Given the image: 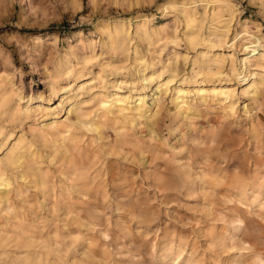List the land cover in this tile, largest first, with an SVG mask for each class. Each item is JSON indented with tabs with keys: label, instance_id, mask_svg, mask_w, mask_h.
<instances>
[{
	"label": "rangeland",
	"instance_id": "obj_1",
	"mask_svg": "<svg viewBox=\"0 0 264 264\" xmlns=\"http://www.w3.org/2000/svg\"><path fill=\"white\" fill-rule=\"evenodd\" d=\"M231 1L232 21L214 17L211 0H0V87L20 107L58 94L43 105L45 119L19 121L0 91V158L13 143L35 152L1 168L10 185L0 195V264L264 259V96L255 104L242 95L261 71L241 62L264 51V0ZM193 12L190 45L185 23ZM211 34L223 47L219 79L235 95L236 114L212 103L184 120L170 97L184 79L202 80L190 64ZM170 75L177 77L156 107L157 83ZM116 93L144 95L154 121L106 120L98 135L87 128L91 97ZM73 94L90 116L69 133L31 131L52 114L64 119Z\"/></svg>",
	"mask_w": 264,
	"mask_h": 264
},
{
	"label": "bare ground",
	"instance_id": "obj_2",
	"mask_svg": "<svg viewBox=\"0 0 264 264\" xmlns=\"http://www.w3.org/2000/svg\"><path fill=\"white\" fill-rule=\"evenodd\" d=\"M203 1H206V0H203ZM211 1H212V7H213L211 14L214 17H216L217 19H230L232 21L233 8L236 6L231 0H211ZM194 14L195 12L189 13V16L186 15L188 22L185 23V31L187 32V33L185 32V37L190 45H194V42L197 39L196 36L195 37L192 36L193 34H188L192 28L191 24L194 22V19H193ZM135 20H138V22H141V23L142 22L145 23L146 18L145 17L137 18ZM246 21L247 19L243 20L242 24L244 25L245 23H247ZM115 22L121 26H124L126 24H129L131 20L130 19H122V20L120 19ZM227 25L230 26L229 24ZM77 34H81V32H78ZM219 35L222 36L221 34ZM210 36L217 37L218 35L211 34V35H208L207 38L203 39L202 46L197 50L196 57L191 61V64H190L191 72L199 71L202 74L201 75L203 77L202 80L198 82V81H193V80L191 81V79L189 80L184 79L180 83L181 87L173 89V95L172 97H170L171 105L173 106L176 115H178L184 120H187L190 117H193L198 111V108L200 106H203L206 108L212 103L218 104V106L220 105L224 114L228 116H232L236 114V107H237L238 102L234 100L235 95L233 91L228 89V87L222 85L219 79L220 75L222 74L224 65H225L224 63H226L225 62L226 58H224L225 55H224L223 47L220 45L217 47L213 46ZM231 47H232V44H231ZM254 54L255 53L252 51L246 57L242 58L241 62L244 63L245 66H249L252 64L256 68H259L261 72L260 73L255 72L254 74L252 73L253 76L250 75L252 76L251 77L252 80L244 83V88L242 89V95L246 97L249 101L255 104H259L260 99L264 96V51H262L258 57H256ZM232 57L229 56L227 59L230 62V64H232V60H233ZM230 67H231V70L233 71L234 69L232 68V65H230ZM243 68H246V67H243ZM176 77H177L176 75H173V76L170 75L168 76V79H166L162 84H160V80H159V82L157 83V87H156L157 94H156V98L154 102V105L156 107H158L161 103L159 93L163 92L166 94L169 91L170 84H172L175 81ZM215 82L217 83V85L214 84ZM211 83L214 86H211L210 85ZM4 87L5 86L0 87V91L1 92L4 91L1 94V103L8 104L9 102H11V105L9 104L8 106H6L5 110L8 112V114H10L9 116L15 117L19 121L29 119L31 114L40 116V118L45 119L46 115L44 113L45 111L43 110V105L46 102H49L50 98H53L56 95H58L56 93L57 91L56 92L53 91V93L51 92L49 96L46 98L38 97L36 103L32 101H27L24 104V106L20 107L19 105L16 104L15 101L11 99L12 91L11 90L6 91L5 89L6 87L5 88ZM52 89L54 90V86H52ZM80 94H75V95L73 94L74 97L71 103L72 106L67 111L65 110L66 116L64 119H60L59 118L60 115L58 117V114H52V118L51 119L49 118L50 121L48 123L42 124L40 127H33L31 131L35 134L41 135L42 137L49 136L53 133H59V131L61 130H65V132L69 133L70 127L73 123L78 122L80 119L87 117L91 113V112L87 113V111L85 112L84 106L87 107V105H85L86 102L80 98L81 96ZM110 95L106 96L103 94H96L91 97V101L94 107V111H93L94 115L93 117L87 119L86 123H87V128H89L91 131H93L97 135L99 133L98 131L100 130V128L103 127V122L106 120L112 121L115 124H118L121 122H130L132 125H135L136 123L144 119L149 120L150 122H153L157 116L156 110L153 113L150 112V109L148 108L146 104L147 102L146 97L144 95L136 96L137 99H133V97H130V95L129 96L117 95V93L111 96ZM20 101L21 99L19 98L18 102ZM64 101L62 103H64ZM31 148L32 146L30 144L13 143L8 149H6L3 157L0 158V195H4L5 197V195H7L6 194L7 188L10 185V182L5 177V173L3 170H1V168L10 166V165L15 166V167L21 166L22 164H24L26 158H31L34 156L35 152L31 150ZM251 263L252 264H264V259H262L259 256H256V257H253Z\"/></svg>",
	"mask_w": 264,
	"mask_h": 264
}]
</instances>
